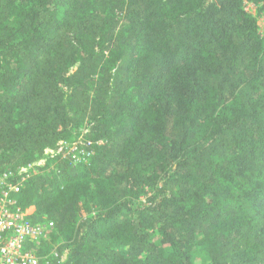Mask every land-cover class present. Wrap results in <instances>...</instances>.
Here are the masks:
<instances>
[{
    "label": "trees",
    "instance_id": "16d2710c",
    "mask_svg": "<svg viewBox=\"0 0 264 264\" xmlns=\"http://www.w3.org/2000/svg\"><path fill=\"white\" fill-rule=\"evenodd\" d=\"M263 16L0 0V174L54 223L39 264H264Z\"/></svg>",
    "mask_w": 264,
    "mask_h": 264
},
{
    "label": "built area",
    "instance_id": "2783aa9c",
    "mask_svg": "<svg viewBox=\"0 0 264 264\" xmlns=\"http://www.w3.org/2000/svg\"><path fill=\"white\" fill-rule=\"evenodd\" d=\"M26 178L15 183L10 172L0 174V264H39L25 245L42 241L54 227L53 222L33 224L27 212L17 206L14 194L21 191Z\"/></svg>",
    "mask_w": 264,
    "mask_h": 264
},
{
    "label": "rangeland",
    "instance_id": "374dc122",
    "mask_svg": "<svg viewBox=\"0 0 264 264\" xmlns=\"http://www.w3.org/2000/svg\"><path fill=\"white\" fill-rule=\"evenodd\" d=\"M247 9L250 10L251 12H254L255 7L253 4H248ZM259 24H260L261 32H262V34H264V16L259 19ZM78 138H80L79 140H82V136H79ZM67 154H73L74 158H76V160L79 161V160H83V157L79 158V156L83 155L84 152L83 151H77L76 146H70ZM25 212H27V214H28L27 216L29 217L30 215H32L34 213V208L33 207L29 208Z\"/></svg>",
    "mask_w": 264,
    "mask_h": 264
}]
</instances>
